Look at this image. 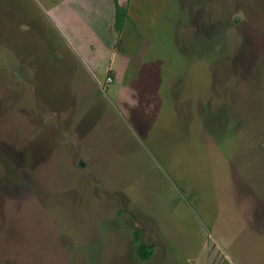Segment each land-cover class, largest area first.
Returning <instances> with one entry per match:
<instances>
[{
    "label": "rangeland",
    "instance_id": "374dc122",
    "mask_svg": "<svg viewBox=\"0 0 264 264\" xmlns=\"http://www.w3.org/2000/svg\"><path fill=\"white\" fill-rule=\"evenodd\" d=\"M0 264H264V0H0Z\"/></svg>",
    "mask_w": 264,
    "mask_h": 264
},
{
    "label": "trees",
    "instance_id": "16d2710c",
    "mask_svg": "<svg viewBox=\"0 0 264 264\" xmlns=\"http://www.w3.org/2000/svg\"><path fill=\"white\" fill-rule=\"evenodd\" d=\"M121 8L124 7L119 5L117 2H115L114 26L117 31H120L122 29L125 19V14L123 13V10ZM135 241H136V246H135L136 255L142 260H148L152 255V249L146 243L140 241L138 235H136Z\"/></svg>",
    "mask_w": 264,
    "mask_h": 264
},
{
    "label": "crops",
    "instance_id": "0c3cea01",
    "mask_svg": "<svg viewBox=\"0 0 264 264\" xmlns=\"http://www.w3.org/2000/svg\"><path fill=\"white\" fill-rule=\"evenodd\" d=\"M115 14V13H114ZM55 20V19H54ZM52 18H51V21L54 23V25L58 28V30L60 31V33L65 37V40H69V35H70V32L67 31L66 29L63 28V26L61 24V22H59L58 20H55L54 21ZM64 25V24H63ZM88 29H89V26H88ZM113 79V78H112Z\"/></svg>",
    "mask_w": 264,
    "mask_h": 264
},
{
    "label": "built area",
    "instance_id": "2783aa9c",
    "mask_svg": "<svg viewBox=\"0 0 264 264\" xmlns=\"http://www.w3.org/2000/svg\"><path fill=\"white\" fill-rule=\"evenodd\" d=\"M107 81H108V82H111V81H112V77H111V76H108V77H107Z\"/></svg>",
    "mask_w": 264,
    "mask_h": 264
}]
</instances>
